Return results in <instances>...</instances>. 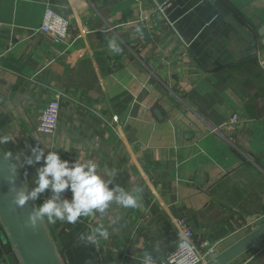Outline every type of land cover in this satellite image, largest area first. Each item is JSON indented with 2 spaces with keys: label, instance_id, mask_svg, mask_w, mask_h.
Here are the masks:
<instances>
[{
  "label": "crops",
  "instance_id": "crops-1",
  "mask_svg": "<svg viewBox=\"0 0 264 264\" xmlns=\"http://www.w3.org/2000/svg\"><path fill=\"white\" fill-rule=\"evenodd\" d=\"M218 1L255 46L207 0H0V136L11 137L0 147L18 157L26 187L43 160L24 162L39 146L69 166L92 160L110 189H143L137 209L110 202L50 225L64 264H142L145 251L160 264L179 246V219L218 253L263 222L264 21L246 7L255 0ZM48 7L68 22L61 43L39 31ZM142 18L156 25L143 28ZM113 38L118 55L107 47ZM56 97L57 130L40 134L37 119ZM101 225L108 240L81 239ZM233 264H264V243Z\"/></svg>",
  "mask_w": 264,
  "mask_h": 264
},
{
  "label": "clouds",
  "instance_id": "clouds-1",
  "mask_svg": "<svg viewBox=\"0 0 264 264\" xmlns=\"http://www.w3.org/2000/svg\"><path fill=\"white\" fill-rule=\"evenodd\" d=\"M107 47L111 54L118 55L122 48L115 38L108 41ZM11 137L0 136V145L7 144ZM3 163L7 164L10 172L8 179L9 185L15 191L13 203L18 208H23L29 201H36L46 189L52 192L51 198L46 199L41 206L33 208L28 213L25 227L35 230L41 224L46 222L49 225H55L58 221L67 223H76L80 217H88L93 210L103 213L109 207L110 202H115L124 209H137L141 207L142 192L140 187L128 191L119 185L109 188L113 183L111 179H104L97 173V164L92 160L86 163L70 162L61 160L57 151H49L47 155L39 146L31 149V156L24 163L28 166L39 164L43 160L41 167L37 169L35 186L31 190H24L16 187V178L19 176L17 166L14 163L18 157L11 151H2ZM115 170H109V175H114ZM27 175V173H25ZM70 190L71 201L61 199V194ZM116 221L113 220L112 223ZM108 240L109 232L101 225L93 229L92 234L86 237L81 236L82 240L92 245H98L101 240ZM189 242L185 238L179 240L181 249L188 248ZM159 252L157 244L153 249ZM142 264H156V260L150 252L145 251L142 258Z\"/></svg>",
  "mask_w": 264,
  "mask_h": 264
},
{
  "label": "water",
  "instance_id": "water-1",
  "mask_svg": "<svg viewBox=\"0 0 264 264\" xmlns=\"http://www.w3.org/2000/svg\"><path fill=\"white\" fill-rule=\"evenodd\" d=\"M216 11L226 19L252 46L256 45L253 35L229 12L218 0H207ZM247 9L258 8L256 16L264 21V0H255ZM243 13H248L243 9ZM255 18V16L253 17ZM257 23V21L255 22ZM259 34L264 35V26ZM160 119L159 111L154 112ZM0 147V153H2ZM19 174V173H18ZM10 172L7 164L3 163L0 155V242L4 252L8 255L11 264H64L63 258L50 233L49 227L44 222L35 230L25 227L29 212L37 207L35 201H29L23 208H18L13 203L15 191L9 185ZM16 187L29 190L20 174L16 178ZM93 216L92 214L90 215ZM264 243V221L241 236L231 245L216 253L204 264H233L235 261L251 252Z\"/></svg>",
  "mask_w": 264,
  "mask_h": 264
},
{
  "label": "built area",
  "instance_id": "built-area-1",
  "mask_svg": "<svg viewBox=\"0 0 264 264\" xmlns=\"http://www.w3.org/2000/svg\"><path fill=\"white\" fill-rule=\"evenodd\" d=\"M164 7H158L154 13V19L158 22H165ZM147 18H142L139 23L143 25V28L147 27ZM168 25V22L166 21ZM155 23H151L147 29H152ZM169 26H172L169 24ZM68 22L57 15L49 7L45 9L42 22L39 28L41 33L49 35L54 42L61 43L65 40L68 31ZM60 102L59 98L50 100L46 107L41 111L36 125V131L44 135H52L55 133L59 122ZM237 121V115H233L230 123ZM213 131H216L215 129ZM177 227L181 233L182 238H185L189 242V247L181 249L179 246L167 253L160 264H204L211 257H213L217 251L215 247L209 246L206 241L197 243L194 239L193 232L185 219H179L177 221ZM0 264H11L8 255L4 252V248L0 246Z\"/></svg>",
  "mask_w": 264,
  "mask_h": 264
},
{
  "label": "rangeland",
  "instance_id": "rangeland-1",
  "mask_svg": "<svg viewBox=\"0 0 264 264\" xmlns=\"http://www.w3.org/2000/svg\"><path fill=\"white\" fill-rule=\"evenodd\" d=\"M55 132H56V131H55ZM52 135H53V134H52ZM263 221H264V220H263ZM259 224H260V223H259ZM49 226H50V225H49ZM49 226H48V227H49ZM254 227H255V226H254ZM251 229H253V227H251V228H249V229H244V230H246V231H244V233H242V234H243V235L246 234V233H247L248 231H250ZM50 233H51V232H50ZM52 234H53V233H52ZM242 234H241V235H242ZM243 235H242V236H243ZM215 250L217 251V249H215Z\"/></svg>",
  "mask_w": 264,
  "mask_h": 264
},
{
  "label": "trees",
  "instance_id": "trees-1",
  "mask_svg": "<svg viewBox=\"0 0 264 264\" xmlns=\"http://www.w3.org/2000/svg\"><path fill=\"white\" fill-rule=\"evenodd\" d=\"M19 173V172H18ZM36 202V205H37V207H39L40 205L37 203V201H35ZM47 224V223H46ZM48 225V224H47ZM49 226V225H48ZM49 230H50V232H51V235H54V233H53V231H52V229L50 228V226H49ZM53 233V234H52ZM1 247H3L2 245H0Z\"/></svg>",
  "mask_w": 264,
  "mask_h": 264
}]
</instances>
